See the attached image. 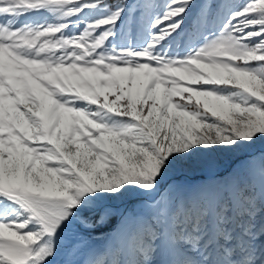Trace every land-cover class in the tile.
<instances>
[{
  "label": "snow or ice",
  "instance_id": "1",
  "mask_svg": "<svg viewBox=\"0 0 264 264\" xmlns=\"http://www.w3.org/2000/svg\"><path fill=\"white\" fill-rule=\"evenodd\" d=\"M259 140L264 0H0V264H264V154L247 187H163ZM128 196L152 213L126 218L135 258L79 259Z\"/></svg>",
  "mask_w": 264,
  "mask_h": 264
},
{
  "label": "rangeland",
  "instance_id": "2",
  "mask_svg": "<svg viewBox=\"0 0 264 264\" xmlns=\"http://www.w3.org/2000/svg\"><path fill=\"white\" fill-rule=\"evenodd\" d=\"M110 3L114 0H109ZM129 4L135 5L137 0H127ZM143 18H141L142 20ZM125 35L120 41H127V25H122ZM75 31V29H73ZM140 36V24L135 26L132 32L134 41ZM178 99V98H177ZM264 154V140L257 141L250 149L235 155L214 153L211 155H198L191 161L179 165L171 170L163 184L164 189L172 190L173 195L192 197L196 194H208L216 190L223 191V181L239 178L242 186H248L246 165L251 157L257 160ZM256 193L259 195V181L256 182ZM111 216L106 222L96 223L91 229H81L80 235L83 238V251L79 259H83L91 251L106 253L108 259H134V252L137 240L134 233L137 231L135 225L126 223V218L135 216L141 219H148L145 215L148 208L144 207L139 197L128 196L121 201L112 202ZM124 216L118 223L120 216ZM94 221L99 220V213L92 214ZM257 226L261 218L257 217ZM174 226V225H173Z\"/></svg>",
  "mask_w": 264,
  "mask_h": 264
},
{
  "label": "bare ground",
  "instance_id": "3",
  "mask_svg": "<svg viewBox=\"0 0 264 264\" xmlns=\"http://www.w3.org/2000/svg\"><path fill=\"white\" fill-rule=\"evenodd\" d=\"M150 214H151V210L147 209L145 215L147 216V215H150Z\"/></svg>",
  "mask_w": 264,
  "mask_h": 264
},
{
  "label": "water",
  "instance_id": "4",
  "mask_svg": "<svg viewBox=\"0 0 264 264\" xmlns=\"http://www.w3.org/2000/svg\"><path fill=\"white\" fill-rule=\"evenodd\" d=\"M123 217H124L123 215L120 216L119 219H118V222H120V221L122 220Z\"/></svg>",
  "mask_w": 264,
  "mask_h": 264
}]
</instances>
